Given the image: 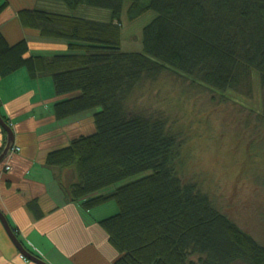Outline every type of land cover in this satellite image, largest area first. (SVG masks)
I'll use <instances>...</instances> for the list:
<instances>
[{
    "label": "trees",
    "instance_id": "trees-1",
    "mask_svg": "<svg viewBox=\"0 0 264 264\" xmlns=\"http://www.w3.org/2000/svg\"><path fill=\"white\" fill-rule=\"evenodd\" d=\"M47 1L67 11L24 9L21 21L66 41L67 50L51 58L26 56L25 41L10 46L0 34V75L23 67L33 77L51 75L62 97L54 106L57 120L94 111L95 132L50 152L46 165L61 171L69 199L84 210L117 203L118 212L99 222L118 252L114 264H264V244L184 177L182 144L169 117L138 101L164 77L222 97L227 91L247 95L257 73L263 91L258 119L264 122V0ZM126 2L131 21L156 13L143 27L142 51L122 49ZM83 6L110 10L111 19L74 14ZM69 170L75 177L68 188ZM147 171L152 173L102 193Z\"/></svg>",
    "mask_w": 264,
    "mask_h": 264
},
{
    "label": "crops",
    "instance_id": "crops-1",
    "mask_svg": "<svg viewBox=\"0 0 264 264\" xmlns=\"http://www.w3.org/2000/svg\"><path fill=\"white\" fill-rule=\"evenodd\" d=\"M4 3L7 4L0 12V34L8 45L25 41L26 56L46 58L67 50L66 41L42 36L38 30L23 25L20 17L21 10L38 7L67 11L62 4L0 0V6ZM106 18L109 21L111 14H106ZM61 98L51 75L33 77L26 67L0 75V115L10 121L14 145L20 147L19 152L0 162V211L26 250L49 264H114L118 252L99 224L115 212V207L103 209L112 201L84 210L69 199L60 183L61 171L46 165L50 152L67 147L73 139L93 134L96 129L94 111L57 120L54 106ZM5 142L6 134L0 124V149ZM7 164L11 166L8 171ZM0 264H38L24 259L1 219Z\"/></svg>",
    "mask_w": 264,
    "mask_h": 264
},
{
    "label": "rangeland",
    "instance_id": "rangeland-1",
    "mask_svg": "<svg viewBox=\"0 0 264 264\" xmlns=\"http://www.w3.org/2000/svg\"><path fill=\"white\" fill-rule=\"evenodd\" d=\"M129 5L125 3L121 16L122 49L142 51L143 27L156 13L150 11L131 21ZM79 10V16L102 21L111 14L87 6ZM252 85L250 94L227 91L222 97L181 78L164 77L150 91L140 93L138 101L169 117L182 144L184 177L196 182L222 213L264 244V122L258 119L263 109L259 74L254 73ZM151 173L132 176L104 191ZM107 206L103 209L115 207L112 215L119 210L115 201Z\"/></svg>",
    "mask_w": 264,
    "mask_h": 264
},
{
    "label": "water",
    "instance_id": "water-1",
    "mask_svg": "<svg viewBox=\"0 0 264 264\" xmlns=\"http://www.w3.org/2000/svg\"><path fill=\"white\" fill-rule=\"evenodd\" d=\"M0 124L4 127V129L6 130V133H7V144H6V147L3 150V152L0 154V162H2L6 158V156L8 155V152H9L11 146L15 142V136H14V131H13L12 127L4 122V120H3L1 115H0ZM74 177H75V171L74 170H69L67 172V174H66V180H67V187L68 188L70 187V184L72 183ZM0 219H1L2 223L4 224L9 236L13 240L14 244L17 246V248L19 249V251L21 252V254L25 258H27V259H29V260H31L33 262H36L38 264H49L45 260L35 256L34 254H32L28 250H26V248L23 246L21 241L16 236L14 230L10 226L6 216L1 211H0Z\"/></svg>",
    "mask_w": 264,
    "mask_h": 264
},
{
    "label": "built area",
    "instance_id": "built-area-1",
    "mask_svg": "<svg viewBox=\"0 0 264 264\" xmlns=\"http://www.w3.org/2000/svg\"><path fill=\"white\" fill-rule=\"evenodd\" d=\"M20 151V147H18L17 145H12V147L10 148L8 155L6 156V158L11 157L12 155H14L15 153ZM5 169L8 171L11 169V166L9 164H7L5 166ZM24 257V256H23ZM25 259V257H24Z\"/></svg>",
    "mask_w": 264,
    "mask_h": 264
}]
</instances>
